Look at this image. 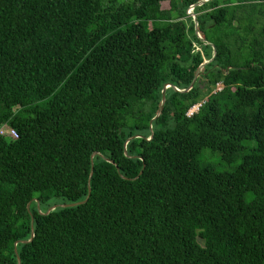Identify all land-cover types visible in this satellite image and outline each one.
<instances>
[{
	"label": "trees",
	"instance_id": "16d2710c",
	"mask_svg": "<svg viewBox=\"0 0 264 264\" xmlns=\"http://www.w3.org/2000/svg\"><path fill=\"white\" fill-rule=\"evenodd\" d=\"M200 1L0 0V264H264V0Z\"/></svg>",
	"mask_w": 264,
	"mask_h": 264
},
{
	"label": "water",
	"instance_id": "95a60500",
	"mask_svg": "<svg viewBox=\"0 0 264 264\" xmlns=\"http://www.w3.org/2000/svg\"><path fill=\"white\" fill-rule=\"evenodd\" d=\"M207 1H209V0H202V1L198 2L196 5L204 4V3H206ZM196 5H193V6H192L193 9H194V7H195ZM188 14H190V15H194V20H195V24H196V31H198V21H197V16L194 14L193 11H190V10H188ZM213 47H214V52H215V55H216V52H217V51H216V48H215V46H213ZM215 55H214V56H215ZM213 58H214V57H213ZM213 58H212V59H213ZM210 61H211V60L205 62V64H208ZM197 77H198V74L196 75L195 79L193 80V82H192V84H191V87L194 85V83H195ZM169 86H171V85H170V84H167V85L162 89V94H163L162 104H161V107H160V110H159L158 114L156 115V117H154L153 120H155L158 116H160V115L162 114L163 110H164V105H165V102H166L165 90H166V87H169ZM189 89H190V88H189ZM189 89L181 90V91H187V90H189ZM177 90H179V89H177ZM153 120H152V121H153ZM151 129H152V126H151ZM138 136H139V135H136V136H134V137H138ZM134 137H132V138H134ZM132 138H130V139H132ZM130 139H129V140H130ZM108 160H109V159H108ZM109 161H112V160H109ZM92 170H93V169H92ZM92 172H93V171H92ZM141 173H142V171H141ZM141 173H140V174H141ZM37 202H38V200H37ZM85 202H87V199L84 200V201H79V202H74V203H58V204H54V205H52L51 207H49V209H48L46 212H43V211L41 210L40 203L38 202V210H39V212L42 213V214H48V213H50L51 211H53L54 209H56V208H58V207H63V208H64V207H73V206H77V205L83 204V203H85ZM31 203H32V202H29V203H28V208H30ZM33 224H34V218L32 219V227H33ZM20 263H21V260H20V258H19V264H20Z\"/></svg>",
	"mask_w": 264,
	"mask_h": 264
},
{
	"label": "rangeland",
	"instance_id": "374dc122",
	"mask_svg": "<svg viewBox=\"0 0 264 264\" xmlns=\"http://www.w3.org/2000/svg\"><path fill=\"white\" fill-rule=\"evenodd\" d=\"M190 11H193V7L189 8ZM194 17V15H192ZM149 25V24H148ZM150 27V25H149ZM247 146L254 145L255 143H246ZM199 160L203 165H210L219 171L232 170L239 163L240 159L233 163H226L222 160L221 152L219 150L205 148L199 153Z\"/></svg>",
	"mask_w": 264,
	"mask_h": 264
},
{
	"label": "built area",
	"instance_id": "2783aa9c",
	"mask_svg": "<svg viewBox=\"0 0 264 264\" xmlns=\"http://www.w3.org/2000/svg\"><path fill=\"white\" fill-rule=\"evenodd\" d=\"M222 89V84L218 83L217 84V88L215 89V91H219ZM202 103H197L195 104L193 107H191L188 112L187 115L189 117L193 116L196 112L199 111L200 107H201ZM0 134L2 135H8L14 138H18L19 134L17 132V130L13 127H10L9 125H4L3 127L0 128Z\"/></svg>",
	"mask_w": 264,
	"mask_h": 264
}]
</instances>
